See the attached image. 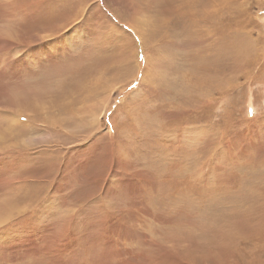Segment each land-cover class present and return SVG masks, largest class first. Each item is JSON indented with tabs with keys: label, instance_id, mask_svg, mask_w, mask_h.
I'll return each instance as SVG.
<instances>
[{
	"label": "rangeland",
	"instance_id": "1",
	"mask_svg": "<svg viewBox=\"0 0 264 264\" xmlns=\"http://www.w3.org/2000/svg\"><path fill=\"white\" fill-rule=\"evenodd\" d=\"M42 6L0 0V63L37 48L0 81V264H264V0ZM85 17L126 43L43 39Z\"/></svg>",
	"mask_w": 264,
	"mask_h": 264
},
{
	"label": "snow or ice",
	"instance_id": "2",
	"mask_svg": "<svg viewBox=\"0 0 264 264\" xmlns=\"http://www.w3.org/2000/svg\"><path fill=\"white\" fill-rule=\"evenodd\" d=\"M73 3V0H43V6L40 15L38 16V22L44 25L51 24L62 11L66 10L69 5ZM96 25L93 23L92 19L89 17H85L82 21H78L71 28H66L62 31H56L54 35L46 36L43 38L49 44H62L67 49L77 48L81 53L85 51L92 50V43H81V30L83 32L89 33L92 37L93 41L98 37V42L106 46L107 49L111 50L117 46H119V42L124 41L126 43V39L123 35H113L112 37H107L103 34L97 33L95 31ZM40 46H46V44H41ZM21 53L19 60L14 63L11 62V58L9 57V63L5 66L3 63H0V81H4L5 79H11L13 75H20L25 69L30 71V65L32 62V58L29 55V52L35 53L37 48H31L29 50H25L24 48L18 49ZM37 59H39L37 57ZM139 59L143 60L144 56L141 52L139 53ZM20 65V67H17ZM15 68L16 71L13 72L12 69ZM11 112L8 110H0V116H10ZM20 119H24V117H20ZM8 159L7 154H0V175L3 174L5 161ZM43 163V162H41ZM46 211V206L41 205L36 212L26 218H21L18 221L13 222L10 225H7V230H12L14 228L19 227L25 223H31L39 220V217ZM5 226L0 225V228H4ZM4 235L3 231H0V238Z\"/></svg>",
	"mask_w": 264,
	"mask_h": 264
},
{
	"label": "bare ground",
	"instance_id": "3",
	"mask_svg": "<svg viewBox=\"0 0 264 264\" xmlns=\"http://www.w3.org/2000/svg\"><path fill=\"white\" fill-rule=\"evenodd\" d=\"M42 92V91H41ZM15 94V93H14ZM41 95H43V92H42V94ZM39 96V95H38ZM37 97V96H36ZM191 101V100H190ZM200 101V100H199ZM192 109V108H191ZM192 117V116H191ZM188 121V120H187ZM185 130H186V128H185ZM188 131V130H187ZM202 133V132H201ZM185 136H187V135H185ZM188 137V136H187ZM191 138V137H190ZM186 140V143H187V141L189 140V139H185ZM173 141V140H172ZM175 141V140H174ZM183 144H184V142H183ZM182 146V145H181ZM187 147H189L188 145H187ZM187 147L185 146V148H184V151H186L187 150Z\"/></svg>",
	"mask_w": 264,
	"mask_h": 264
}]
</instances>
